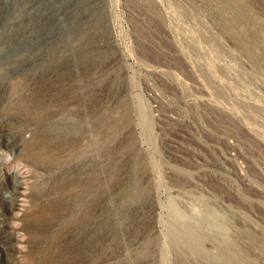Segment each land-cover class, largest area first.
Segmentation results:
<instances>
[{
  "label": "rangeland",
  "instance_id": "obj_1",
  "mask_svg": "<svg viewBox=\"0 0 264 264\" xmlns=\"http://www.w3.org/2000/svg\"><path fill=\"white\" fill-rule=\"evenodd\" d=\"M34 1L0 264H264V0Z\"/></svg>",
  "mask_w": 264,
  "mask_h": 264
},
{
  "label": "bare ground",
  "instance_id": "obj_2",
  "mask_svg": "<svg viewBox=\"0 0 264 264\" xmlns=\"http://www.w3.org/2000/svg\"><path fill=\"white\" fill-rule=\"evenodd\" d=\"M36 1V0H35ZM34 1V2H35ZM3 13L0 24V56L2 54L8 53L10 50H13L14 43L24 34V31L27 30L28 23L33 18V9L31 0H2ZM35 4V3H34ZM37 5V4H36ZM39 5V4H38ZM36 8V7H35ZM38 9V8H37ZM38 14V13H36ZM59 15V14H58ZM39 16V15H38ZM33 20H36L33 18ZM45 22V19L42 20ZM59 21V20H58ZM33 22V21H32ZM55 22V20H54ZM41 23V21H40ZM39 23V24H40ZM54 24V23H53ZM43 25V24H42ZM57 25V24H56ZM59 26V25H58ZM30 27V26H29ZM28 27V28H29ZM39 27V25L37 26ZM36 27V28H37ZM56 27V26H55ZM34 28V27H33ZM32 28V30H33ZM54 28V27H53ZM59 29V28H57ZM46 30V29H45ZM38 32V29H37ZM32 35V34H31ZM40 35V34H39ZM43 35V34H42ZM24 37V36H23ZM33 37V36H32ZM25 38V37H24ZM42 39V38H41ZM34 40V39H33ZM22 41V40H21ZM25 41V40H24ZM20 42V41H19ZM56 42V41H55ZM17 43V42H16ZM22 43V42H21ZM24 43V42H23ZM20 45V44H19ZM54 45V44H53ZM18 46V45H17ZM31 47V46H30ZM19 48V47H18ZM41 48V47H40ZM45 48V47H44ZM49 48V47H48ZM37 49V48H36ZM43 49V48H42ZM20 50V49H19ZM18 50V51H19ZM30 50V48H29ZM34 50V49H33ZM32 50V51H33ZM36 51V50H35ZM48 51V49H47ZM13 52V51H12ZM16 52V51H15ZM39 52V51H38ZM44 52V51H42ZM18 53V52H16ZM22 53V52H21ZM26 53V52H25ZM24 53V55H25ZM35 53V52H34ZM37 53V52H36ZM10 55V54H9ZM28 55V54H27ZM31 55V54H30ZM37 55V54H36ZM29 56V55H28ZM31 57V56H30ZM33 57V56H32ZM22 58V57H21ZM24 58V57H23ZM12 59V58H11ZM31 59V58H30ZM29 59V60H30ZM43 59V58H42ZM9 60V59H8ZM24 60L23 62H25ZM20 62V61H18ZM3 62H0V64ZM23 64V63H22ZM21 64V65H22ZM25 64V63H24ZM17 68V67H16ZM18 70V68H17ZM6 71V70H5ZM15 71V70H14ZM22 71V69H21ZM10 72V71H9ZM12 73V72H11ZM20 73V72H19ZM14 74V73H13ZM8 79V78H7ZM3 80V79H2ZM20 136V137H19ZM19 138L23 136L19 135Z\"/></svg>",
  "mask_w": 264,
  "mask_h": 264
}]
</instances>
